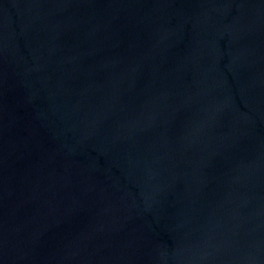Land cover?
I'll return each mask as SVG.
<instances>
[{
  "label": "water",
  "instance_id": "95a60500",
  "mask_svg": "<svg viewBox=\"0 0 264 264\" xmlns=\"http://www.w3.org/2000/svg\"><path fill=\"white\" fill-rule=\"evenodd\" d=\"M0 264H264V0H0Z\"/></svg>",
  "mask_w": 264,
  "mask_h": 264
}]
</instances>
